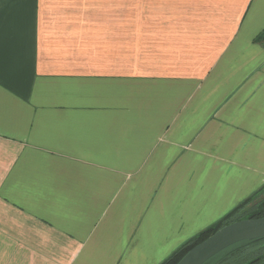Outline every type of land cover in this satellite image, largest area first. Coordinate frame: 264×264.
Wrapping results in <instances>:
<instances>
[{
	"label": "crops",
	"instance_id": "1",
	"mask_svg": "<svg viewBox=\"0 0 264 264\" xmlns=\"http://www.w3.org/2000/svg\"><path fill=\"white\" fill-rule=\"evenodd\" d=\"M264 0H0V264H159L264 183Z\"/></svg>",
	"mask_w": 264,
	"mask_h": 264
},
{
	"label": "trees",
	"instance_id": "2",
	"mask_svg": "<svg viewBox=\"0 0 264 264\" xmlns=\"http://www.w3.org/2000/svg\"><path fill=\"white\" fill-rule=\"evenodd\" d=\"M254 40L264 45V28L255 35ZM261 216H264V183L215 222L182 242L159 264H175L193 245L228 223ZM202 264H264V236L230 244Z\"/></svg>",
	"mask_w": 264,
	"mask_h": 264
},
{
	"label": "water",
	"instance_id": "3",
	"mask_svg": "<svg viewBox=\"0 0 264 264\" xmlns=\"http://www.w3.org/2000/svg\"><path fill=\"white\" fill-rule=\"evenodd\" d=\"M264 236V216L228 223L193 245L175 264H202L221 249L243 239Z\"/></svg>",
	"mask_w": 264,
	"mask_h": 264
}]
</instances>
